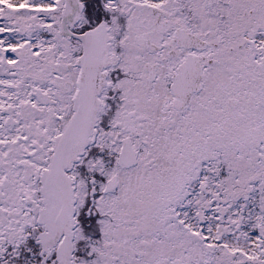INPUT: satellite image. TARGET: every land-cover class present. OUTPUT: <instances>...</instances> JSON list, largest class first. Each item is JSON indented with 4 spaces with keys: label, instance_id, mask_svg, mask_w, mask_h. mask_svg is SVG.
I'll return each instance as SVG.
<instances>
[{
    "label": "snow or ice",
    "instance_id": "obj_1",
    "mask_svg": "<svg viewBox=\"0 0 264 264\" xmlns=\"http://www.w3.org/2000/svg\"><path fill=\"white\" fill-rule=\"evenodd\" d=\"M0 264H264V0H0Z\"/></svg>",
    "mask_w": 264,
    "mask_h": 264
}]
</instances>
